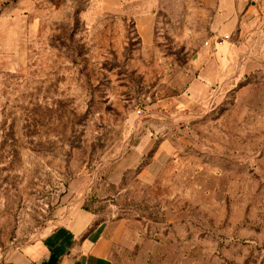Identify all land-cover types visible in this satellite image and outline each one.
I'll list each match as a JSON object with an SVG mask.
<instances>
[{
  "label": "rangeland",
  "instance_id": "obj_1",
  "mask_svg": "<svg viewBox=\"0 0 264 264\" xmlns=\"http://www.w3.org/2000/svg\"><path fill=\"white\" fill-rule=\"evenodd\" d=\"M196 2L145 44L102 0H0V257L83 208L113 264H264L261 40Z\"/></svg>",
  "mask_w": 264,
  "mask_h": 264
},
{
  "label": "crops",
  "instance_id": "obj_2",
  "mask_svg": "<svg viewBox=\"0 0 264 264\" xmlns=\"http://www.w3.org/2000/svg\"><path fill=\"white\" fill-rule=\"evenodd\" d=\"M148 1L149 4L143 0H102L105 11L135 16V27L143 42L151 44L158 0ZM128 4L133 6L129 8ZM214 5L217 11L211 29L258 34L263 56L264 0H215ZM201 73L204 78L210 77L208 67ZM97 219L91 211L71 208L41 238L0 257V264H113V238L108 233V224Z\"/></svg>",
  "mask_w": 264,
  "mask_h": 264
}]
</instances>
